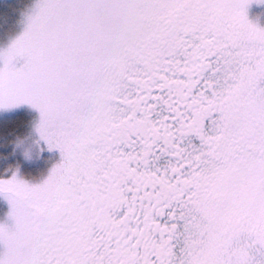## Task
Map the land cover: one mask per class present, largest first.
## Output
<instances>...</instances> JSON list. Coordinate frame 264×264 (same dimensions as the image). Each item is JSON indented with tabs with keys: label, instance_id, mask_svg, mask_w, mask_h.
<instances>
[{
	"label": "snow or ice",
	"instance_id": "obj_1",
	"mask_svg": "<svg viewBox=\"0 0 264 264\" xmlns=\"http://www.w3.org/2000/svg\"><path fill=\"white\" fill-rule=\"evenodd\" d=\"M254 4L35 0L0 49V111L33 109L59 160L0 178V264H264Z\"/></svg>",
	"mask_w": 264,
	"mask_h": 264
},
{
	"label": "rangeland",
	"instance_id": "obj_2",
	"mask_svg": "<svg viewBox=\"0 0 264 264\" xmlns=\"http://www.w3.org/2000/svg\"><path fill=\"white\" fill-rule=\"evenodd\" d=\"M35 0H0V49L23 31L24 15L33 8ZM250 20L264 27V5H251L248 9ZM38 114L26 105L3 112L0 111V178H10L5 170L18 169V178L30 184H37L46 178L53 164L58 162V152L42 154L33 123ZM9 206L0 197V223L7 220Z\"/></svg>",
	"mask_w": 264,
	"mask_h": 264
}]
</instances>
